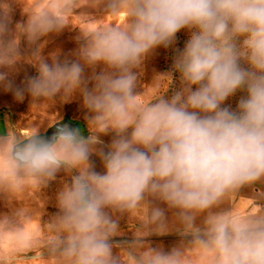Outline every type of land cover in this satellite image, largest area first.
<instances>
[{
  "label": "clouds",
  "instance_id": "clouds-1",
  "mask_svg": "<svg viewBox=\"0 0 264 264\" xmlns=\"http://www.w3.org/2000/svg\"><path fill=\"white\" fill-rule=\"evenodd\" d=\"M18 2L28 18L15 32L8 27L10 5L0 3V67L22 59V36L35 43L60 31L73 10L85 3L103 4L106 16L114 20L91 30L81 28L86 44L79 50L80 60L108 69L94 77L91 90L83 86L79 61L60 63L53 57L50 65L38 52L28 61L36 64L39 75L15 89L16 98L23 100L25 91L33 99H51L61 92L67 98L79 90L93 113V134L84 138L78 128L54 123L50 135H41L38 128L23 136L9 134V128L0 135V193L21 199L61 169L78 173L59 193L60 215L46 228L38 223L33 230L37 219L26 208L0 217V264L33 248L55 264H264V204L252 200L244 214L233 206L213 211L232 201L241 188L264 180V0ZM121 13L125 19L118 24L115 18ZM185 28L193 31L174 62L182 90L171 99H165L164 91L146 100V91H134L133 69L150 51L171 45ZM161 77L171 83L170 74ZM5 80L6 74L0 73V83L11 88ZM238 90L246 95L237 109L221 107ZM109 130L116 138L107 153H98L106 169L98 174L89 156L100 143L96 133ZM148 197L175 210L177 231L191 237L187 244L165 252L143 242L151 232L168 230L165 211L150 206ZM105 209L141 221L137 239L117 254L110 238L118 225ZM205 213L197 225V217ZM5 243L12 251H4Z\"/></svg>",
  "mask_w": 264,
  "mask_h": 264
},
{
  "label": "rangeland",
  "instance_id": "rangeland-1",
  "mask_svg": "<svg viewBox=\"0 0 264 264\" xmlns=\"http://www.w3.org/2000/svg\"><path fill=\"white\" fill-rule=\"evenodd\" d=\"M4 2H7L12 9L11 23L8 27L12 32H15L18 23H26L27 13L18 0H0V3ZM33 2L34 0H25L26 5H31ZM75 16H84L88 20ZM124 19V14L121 13L118 18H115V22L118 24L123 23ZM113 20V17L106 16L103 4L92 6L89 2L74 9L73 17L69 18V23L60 31L50 32L40 37L35 43H29L26 37H21L19 52L22 59L11 67H0V73L6 74L5 83H11V88L7 89L3 83H0V135L7 134L9 128H11L9 134L14 132L23 136L28 134L33 128H38L39 133L44 134L54 123L63 122L78 128L79 134L84 138L93 134L89 128V120L93 113L85 107L83 95L79 90L67 98L61 92L51 99H33L25 91L24 99L18 100L15 96V89L25 88L29 79L39 75L36 64L28 62L33 58V54L37 52L50 65L53 62V57L60 63L79 61L84 69L82 74L83 86H86L88 90L93 89L95 85L94 77L104 71H108V69L103 63L88 66L80 60L79 50L86 44L82 29L91 30L101 23H112ZM192 31V29L188 28L182 29L176 34L175 41L171 45L168 47L159 46L146 54L141 64L133 69L137 77L134 89L136 93L142 94L146 91L145 99L147 100L158 92L163 93L166 91L164 93L165 99H171L175 93L182 90L181 75L178 71H174V62L179 52L184 49ZM242 40L243 37L238 38L237 44L242 43ZM240 64L245 69L249 67L243 60L240 61ZM169 74L172 77L170 84L168 78L161 77ZM158 77H160L159 83L155 84ZM193 90H195V86H193ZM245 95L244 91L238 90L224 101L221 107H229L231 110H236L240 98ZM130 133L131 129L126 135H130ZM96 135L100 143L95 145L97 152L89 156V163L92 165L93 171L98 174H105L104 162L98 153L100 151L107 153L110 150V145L116 138V133L109 130L107 133H96ZM76 174L78 173L75 170L68 172L61 169L56 173L55 178L48 181L46 185H41L35 190H26L21 199H17L9 193H0V217H11L19 210L26 208L29 215L37 219V222H34L31 228L35 230L38 227V223L42 229L46 228L60 215L58 207L59 193L66 184H71L72 177ZM252 200L257 206L264 204V180L241 188L232 201L223 203L219 208L213 209V211L226 210L233 206L235 211L244 214L252 205ZM148 202L150 206L160 207L165 211L168 230L163 234L151 232L148 236L142 238L143 242L148 246L162 249L165 252L182 244H187L191 237L182 236L177 231L179 224L174 216L175 210H169L164 202L154 197H148ZM252 210L255 211L254 208ZM105 211L118 225V233L110 238L113 252L117 254L137 239L135 233L137 229L141 228V221L138 217L132 216L127 212L121 213L113 209H105ZM204 215L206 213L197 217V225L202 223ZM3 249L5 252L12 251L7 243L3 245ZM41 255L46 258L48 253L46 250H42ZM24 256L33 258H20ZM7 264H55V262L41 259L39 250L33 248L18 253L17 258L7 261Z\"/></svg>",
  "mask_w": 264,
  "mask_h": 264
},
{
  "label": "water",
  "instance_id": "water-1",
  "mask_svg": "<svg viewBox=\"0 0 264 264\" xmlns=\"http://www.w3.org/2000/svg\"><path fill=\"white\" fill-rule=\"evenodd\" d=\"M61 124H68V123H66V122H63V123H61ZM69 125V124H68ZM51 131H52V126L44 133V134H41V135H45V134H51Z\"/></svg>",
  "mask_w": 264,
  "mask_h": 264
}]
</instances>
